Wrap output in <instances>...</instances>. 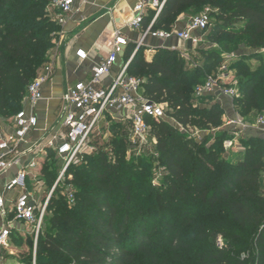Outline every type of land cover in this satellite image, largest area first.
Here are the masks:
<instances>
[{"label":"trees","instance_id":"obj_1","mask_svg":"<svg viewBox=\"0 0 264 264\" xmlns=\"http://www.w3.org/2000/svg\"><path fill=\"white\" fill-rule=\"evenodd\" d=\"M205 5L217 9L208 39L218 47L204 53L203 65L189 69L177 49L158 48L147 60L145 48H126L129 75L141 79L149 99L167 106V119L151 120L155 151L167 169L162 209L150 201L153 190L139 192L143 183L137 185L134 164L124 159L127 132L114 131L110 151L84 155L80 165L68 168L50 198L35 254L24 250L22 264H33L34 256L36 264H264V138L246 139L236 162L220 158L231 132L219 129L225 110L217 102L194 103L214 97L195 98L196 88L217 75L226 53L243 45L254 53L231 64L240 92L235 109L245 122L264 114V0H166L151 30L171 31L180 15ZM154 14L148 12L142 31ZM61 31L48 0H0L1 118L23 108L27 87L49 61ZM254 58L257 67L248 61ZM177 125L215 133L195 141ZM56 170L59 165L41 167V180L53 187ZM68 186L74 189L72 205ZM23 237L34 247L24 233L14 235L13 245ZM243 248L251 250L249 259L240 257Z\"/></svg>","mask_w":264,"mask_h":264},{"label":"built area","instance_id":"obj_2","mask_svg":"<svg viewBox=\"0 0 264 264\" xmlns=\"http://www.w3.org/2000/svg\"><path fill=\"white\" fill-rule=\"evenodd\" d=\"M48 1L50 9L56 12L55 19L63 28L67 16L77 9L75 6L77 0ZM165 1L143 0L134 7V16L126 26L141 32L136 50L141 47L146 36L158 39L176 37L184 42L192 40L194 46L199 40L195 34L208 29L209 8L192 16L182 30H151ZM150 10L155 11V14L149 27L142 31V22ZM62 32L63 29L61 34ZM57 44L50 51L49 61L41 69L44 72L38 74L28 85L23 108L11 117H0V264H7V252L12 250L13 237L17 234L24 233L31 237L35 254L47 207L56 186L64 181L70 166L80 165L84 155L94 153L97 149L94 139L106 125L118 123L119 113L126 111L122 118L130 122V130L126 135L128 149L139 153L155 148L157 140L152 133L151 120L167 119L165 104L149 99L143 93L141 79L129 75L128 66L132 57L113 74L115 65L129 45V39L122 34V28H118L115 31L112 49L94 66L91 78L88 81L75 82L64 95L65 110L60 128L50 132L45 140L27 146L29 138L38 127L39 121L34 109L43 99L44 86L55 68ZM188 51L190 50L186 48L185 52H180L187 56ZM76 54L81 61L88 58V53L83 49H79ZM233 56L228 55V59ZM219 70L220 73L217 75L206 77L205 82L196 88V95H214L219 91L220 95L231 100L235 113L234 118L226 121L227 125L264 130V114L258 115L254 122L247 123L236 111L234 101L240 97V92L236 79L227 73L228 62H224ZM107 77H112L109 83H106ZM107 150L110 151L109 146ZM49 151H54L60 173L49 195L39 198L32 192L29 183L31 179L42 181L41 159L47 158ZM13 167H17L16 173L1 185V179ZM67 197L69 204H74L75 195L71 186L67 187ZM219 245L222 246L221 243ZM33 264H36L35 256Z\"/></svg>","mask_w":264,"mask_h":264},{"label":"crops","instance_id":"obj_3","mask_svg":"<svg viewBox=\"0 0 264 264\" xmlns=\"http://www.w3.org/2000/svg\"><path fill=\"white\" fill-rule=\"evenodd\" d=\"M143 0H77L76 10L67 16L61 34V41L57 44V60L53 73L49 81L44 86V97L34 109L38 118V127L29 138L27 146L34 142L45 140L50 132L58 130L64 115L65 104L64 95L68 89L77 81H88L91 78L92 70L102 58L106 57L114 42L115 31L122 28V34L129 39L130 45L137 47L141 38V32L126 26V23L134 16V7ZM52 12L56 13L53 9ZM189 14L179 16L175 30L179 31L186 27ZM141 47L145 48L144 54L147 60H152L158 48L177 49L185 51L187 42L172 37L169 39H158L146 36ZM194 47V46H193ZM83 49L88 53V58L81 61L77 56V51ZM192 51V49L190 50ZM126 53V51H125ZM125 53L120 56L114 67L115 74L126 63ZM247 54V53H246ZM41 70L39 74L43 73ZM231 77L233 74H230ZM112 77L106 78L109 83ZM217 93V92H216ZM213 95L214 102L219 103L227 114V120L235 117L232 102L223 95ZM126 111L119 113L118 123L130 125L126 118ZM256 120V119H255ZM254 120V121H255ZM253 121V122H254ZM248 123V122H247ZM126 124V125H127ZM127 125V126H128ZM230 129L242 128L229 125ZM129 127V126H128ZM250 132H257L258 137L264 138V130L251 129ZM130 130L128 128L127 132ZM239 138V137H237ZM17 171L13 167L9 173L1 179V185L5 183Z\"/></svg>","mask_w":264,"mask_h":264},{"label":"rangeland","instance_id":"obj_4","mask_svg":"<svg viewBox=\"0 0 264 264\" xmlns=\"http://www.w3.org/2000/svg\"><path fill=\"white\" fill-rule=\"evenodd\" d=\"M207 8H209V14H210V25L208 29L205 31H199L195 34V36H197L199 40L194 45L192 51H188L187 56H183L182 54H180L181 57L187 61V66L191 70H193L197 65H203L205 63L206 61L205 56H204L205 52H208L214 49L215 47H218L216 43H213L212 41L208 39V34L213 28V23L216 22V17L214 14L217 11V9L213 8L210 5H205L198 12L194 13L192 16L200 14ZM190 19L191 17L187 21H189ZM263 49H261L260 51L262 55V59H264ZM183 52L185 51L183 50ZM245 53L250 54L254 52H252V50H249L248 48H245L243 45H241L237 51H233L232 53H226L224 55L221 65L224 62H228V70H227L228 74L229 73L233 74L234 72L233 67H231V64L233 65V61L240 60V57L243 56ZM228 55H234V56L228 59ZM248 61L250 65L252 63L254 67H257V65L260 63L259 59L257 58L250 59ZM219 68L216 70L217 74L220 73ZM195 96L198 97L197 95H194V97ZM214 101L215 100H213V98H210L207 101L196 99L194 100V103L201 104V105H210L214 103ZM166 109H167V106H165V111ZM227 118L228 117L225 112L224 123L219 129L221 130L226 129L228 131L231 130V132L229 131L228 134L222 140L223 151L219 153V156L220 158H224L232 162H236L238 158L241 156L242 152L245 150V147L247 145L246 139H248L251 136L258 137L257 135L258 133L250 132L248 128H243L242 130L243 132L239 135L240 129L238 128L230 129L229 128L230 126L226 124ZM248 123H252V122H248ZM126 124L125 125L120 124L121 127L119 129H118L119 125L115 126V122H112L109 125H106L105 128L101 131V133L97 135V137L94 139V143L97 146V149L94 151V153L98 151L99 149H103V150L108 149L109 144L115 138L116 134L114 133V131L118 133L117 135H120L122 133L125 134V131L127 132L128 128H130V125L127 124L129 126L128 127ZM177 127H179V129L183 133H186L189 138L195 139V141H200L202 137L215 133V130H201L197 128L184 129L179 125H177ZM251 145L253 148L257 147L256 143H252ZM53 153L49 151L48 154H50V158L48 160L47 158L41 159V167L54 164V167L56 168L57 165H59L56 159V156ZM124 159H126V161L129 164H134L135 170L137 171V175L134 177L137 185L143 183V187L139 190V192L141 191L144 192L143 191L144 188H150L151 190H153L154 195L151 196L150 198L153 197L154 199L150 201L154 200L155 203H157L159 207H161L162 209L163 207L162 199H163V193H164L163 188H164V182H165L164 179L167 175V169L164 166L163 162L159 160V156L157 152L155 151V148H150L147 152H140V153L137 151H132L127 148L126 153L124 155ZM56 172L59 175L60 172L57 170ZM261 182H262V187L264 188V172L262 174ZM29 184H30V188L32 192L35 193L36 196H38L39 198L47 197L52 188L46 185L44 181L37 182L34 179H31ZM137 190H138L137 187H135L134 191L136 192ZM51 215L52 213L49 212V216ZM44 231H46L45 228H44ZM219 243L223 244L222 239H218V244ZM33 248L34 247L30 245V240L27 239L26 237H23L22 240H20L19 244H14L12 246V250L7 252L6 263L16 264L17 262H19L20 264H22L23 263L22 262L23 259L21 256L22 252L24 250L34 252ZM238 253H240V257L242 259H249L250 255L252 254L251 250H249L248 248H243L239 250Z\"/></svg>","mask_w":264,"mask_h":264},{"label":"water","instance_id":"obj_5","mask_svg":"<svg viewBox=\"0 0 264 264\" xmlns=\"http://www.w3.org/2000/svg\"><path fill=\"white\" fill-rule=\"evenodd\" d=\"M187 47H188V49L189 50H191V49H193V41L192 40H189L188 42H187ZM139 49V48H138ZM138 49L135 51V53L138 51ZM134 53V54H135ZM134 54H133V56H134ZM220 94V92L218 91L217 93H216V95H219Z\"/></svg>","mask_w":264,"mask_h":264}]
</instances>
